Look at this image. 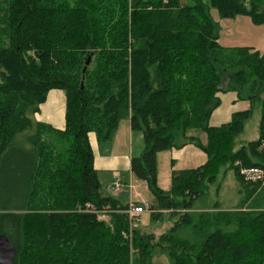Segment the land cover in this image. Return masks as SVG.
<instances>
[{
  "label": "trees",
  "instance_id": "trees-1",
  "mask_svg": "<svg viewBox=\"0 0 264 264\" xmlns=\"http://www.w3.org/2000/svg\"><path fill=\"white\" fill-rule=\"evenodd\" d=\"M211 4L222 17L264 23L261 0ZM218 39L203 0H0V235L17 248L14 264H151L155 244L172 264H264V185L236 165L264 167V125L236 147L251 109L211 123L221 91L246 87L251 101L264 91V53ZM51 89L66 96L64 130L31 117ZM126 118L143 132L131 169L153 195L152 217L173 219L160 236L129 237L127 206L100 193L89 134L109 141ZM197 129L206 145L190 134ZM187 144L208 159L173 171L165 191L157 155ZM222 168L235 171L240 206L196 211ZM87 204L111 210L109 221Z\"/></svg>",
  "mask_w": 264,
  "mask_h": 264
},
{
  "label": "rangeland",
  "instance_id": "rangeland-1",
  "mask_svg": "<svg viewBox=\"0 0 264 264\" xmlns=\"http://www.w3.org/2000/svg\"><path fill=\"white\" fill-rule=\"evenodd\" d=\"M210 7V14L212 19L219 25V43L225 48L238 49L248 47L251 51L264 53V23L254 22L248 15H237L235 17H222L219 10L211 4V0H203ZM249 3L251 0H246ZM182 4H186L187 0H181ZM262 8L264 9V0H261ZM250 97L248 88L238 90L232 87L228 91H221L219 94L220 104L216 108V112H229L238 109H251V117L245 122L244 130L236 141V147L247 144L249 141L256 140L261 135V126L264 125V91H262L258 98L251 101L247 99ZM33 118V115L31 116ZM199 139L203 144H207L208 138L206 132L196 130ZM22 135L18 136L17 146L24 145L21 140ZM24 139V138H23ZM206 155L207 154L198 147ZM162 152V151H161ZM239 166V172L242 167L240 161L236 162ZM241 185L235 176L233 169L222 168L216 180L210 183L205 190V195L195 202L194 209L196 211L211 210L218 206L222 210L236 209L242 202ZM100 193L107 195V192L100 188ZM146 201L152 202V193L147 188L144 191ZM252 198L243 205L242 210H248V205ZM264 209V204L261 207ZM164 212V217L154 219L152 212L146 211L141 214L138 219V229L152 233L155 236H160L170 231L173 219ZM106 221H109L107 219ZM151 264H172L170 253L163 249L160 245L155 244L151 251Z\"/></svg>",
  "mask_w": 264,
  "mask_h": 264
},
{
  "label": "crops",
  "instance_id": "crops-1",
  "mask_svg": "<svg viewBox=\"0 0 264 264\" xmlns=\"http://www.w3.org/2000/svg\"><path fill=\"white\" fill-rule=\"evenodd\" d=\"M247 101L251 104L250 97ZM247 109L229 110V112H216L215 110L211 123L216 126L228 124L232 121V115L235 112ZM65 114V93L60 89H51L45 102L41 104L40 110L33 115V119L55 129L64 130L66 127ZM195 131L192 130L190 134L198 137ZM89 141L100 188L107 192V195L103 194V197L114 198L120 206H127L130 202L149 203L144 193L148 188L146 182L137 179L131 169L132 159L141 156L144 150L143 132L133 129L130 120L126 118L119 122L117 130L109 141L98 140L93 132L89 134ZM205 160L206 155L194 144L159 152L157 155L159 186L169 191L173 171L199 167L206 163ZM116 179H120L122 185L117 190L110 191L109 187ZM152 203L153 197L149 204L152 205Z\"/></svg>",
  "mask_w": 264,
  "mask_h": 264
},
{
  "label": "built area",
  "instance_id": "built-area-1",
  "mask_svg": "<svg viewBox=\"0 0 264 264\" xmlns=\"http://www.w3.org/2000/svg\"><path fill=\"white\" fill-rule=\"evenodd\" d=\"M262 149L264 150V138L262 140ZM240 174L246 181H257L264 185V167H242L240 169ZM121 185L120 179H116L113 181L109 189L110 191H115L120 188ZM86 210L95 212L98 218L102 220L109 219V213L111 212V210L107 209H95L91 204L86 205ZM146 211L154 212L152 205L146 202L142 204L130 202L125 209L121 210V212L125 213L129 219V237H131L133 232L138 229V219L141 214Z\"/></svg>",
  "mask_w": 264,
  "mask_h": 264
},
{
  "label": "water",
  "instance_id": "water-1",
  "mask_svg": "<svg viewBox=\"0 0 264 264\" xmlns=\"http://www.w3.org/2000/svg\"><path fill=\"white\" fill-rule=\"evenodd\" d=\"M17 257L15 244L4 234L0 235V264H14Z\"/></svg>",
  "mask_w": 264,
  "mask_h": 264
}]
</instances>
